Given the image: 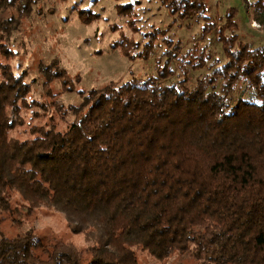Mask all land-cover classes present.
Here are the masks:
<instances>
[{
	"label": "trees",
	"instance_id": "1",
	"mask_svg": "<svg viewBox=\"0 0 264 264\" xmlns=\"http://www.w3.org/2000/svg\"><path fill=\"white\" fill-rule=\"evenodd\" d=\"M40 2L0 0L1 55L15 56L7 43ZM164 3L184 17L204 8L201 0ZM233 17L232 9L219 26L225 63L195 77L212 54L192 46L181 86H161L177 46L156 29L140 53L148 57L167 35L157 76L79 91L81 103L62 115H74L66 130L42 124L31 138L11 135L24 124L27 72L0 61V213L52 207L90 243L84 252L34 229L13 237L0 230V264H144L138 252L147 264H264V46L242 40ZM214 27L207 22L201 35ZM123 42L138 46L124 37L113 47ZM42 70L49 96L52 82L76 89L79 76Z\"/></svg>",
	"mask_w": 264,
	"mask_h": 264
},
{
	"label": "rangeland",
	"instance_id": "2",
	"mask_svg": "<svg viewBox=\"0 0 264 264\" xmlns=\"http://www.w3.org/2000/svg\"><path fill=\"white\" fill-rule=\"evenodd\" d=\"M256 1L201 0L204 8L195 9L184 17L173 14L164 0H41L42 11L39 13L35 9L29 18L24 16L21 27L7 43L15 56L11 59L0 53V61L11 63L18 74L26 71V81L31 84L27 105L21 112L24 124L14 129L11 135L20 139L31 138L32 129L42 124L66 130L74 115L67 113L65 119L62 115L70 105L81 103L79 91L89 92L109 84L119 85L157 76L165 57L163 62L157 63L156 58L168 47L167 35L159 34L154 43L160 45L148 57L140 53L150 39V33L156 29L166 31L177 46L173 58L174 72L160 80L161 86H181L186 77V66L191 63L188 49L192 46H206L212 54L208 62L212 65L193 71L195 77L228 60L218 35L219 26L226 22L232 9L233 19L238 24L236 32L241 39L254 47L264 46V2L257 6ZM133 16L135 21L131 22ZM211 21L215 22V27L205 36L201 35L203 26ZM124 37L137 42L138 46L123 42L121 46L113 47ZM49 64L65 69L73 80L79 76L76 89L64 91L62 82L56 81L49 84L54 95L46 94V77L42 69ZM160 96L164 97V93L161 92ZM32 229L43 241H63L84 252L90 245L85 233L75 231L64 213L52 207H39L31 215L0 213V230L7 236L13 237ZM37 252L40 253L41 249ZM138 256L142 263L150 262L145 253L138 252ZM167 264H195V261L189 257H173Z\"/></svg>",
	"mask_w": 264,
	"mask_h": 264
}]
</instances>
